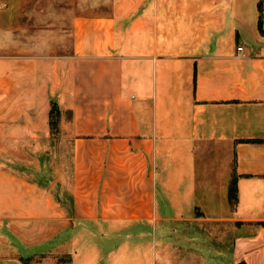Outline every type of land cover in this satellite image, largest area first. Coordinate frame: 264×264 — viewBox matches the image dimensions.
Segmentation results:
<instances>
[{"label": "crops", "instance_id": "0c3cea01", "mask_svg": "<svg viewBox=\"0 0 264 264\" xmlns=\"http://www.w3.org/2000/svg\"><path fill=\"white\" fill-rule=\"evenodd\" d=\"M10 11L0 0V236L42 222L69 264H175L161 230L199 214L233 229L231 264H264V0H96L63 51Z\"/></svg>", "mask_w": 264, "mask_h": 264}, {"label": "rangeland", "instance_id": "374dc122", "mask_svg": "<svg viewBox=\"0 0 264 264\" xmlns=\"http://www.w3.org/2000/svg\"><path fill=\"white\" fill-rule=\"evenodd\" d=\"M94 2L96 0H6L10 12H13V24L15 22L19 30L29 35H42L45 43L58 41L61 51L68 47L69 20L72 14L90 11ZM49 152L50 172L56 180L59 176L61 182L64 181L61 183L63 190L67 187L71 159L68 141L62 140L61 148L52 147ZM37 172V176H40L41 171ZM32 176L36 178V174ZM197 218L196 221H185L182 223L183 227L162 229V249L168 254L173 252L176 259L185 261H176L175 264H231L230 243L234 237L233 229L217 222L204 223L199 214ZM19 226L17 224V228L4 230L5 235L1 234L0 264H31L33 259L42 257L55 258V264H69L71 253L66 252L69 248L67 249L64 241L61 242V247L57 246L56 238L52 237L53 234L63 232V229H48L47 224L42 222L23 224L24 228ZM81 241L85 246L89 245V237H83ZM102 243L106 249L113 246L116 240H103ZM28 254H31L30 258H26ZM83 261L82 259L80 263Z\"/></svg>", "mask_w": 264, "mask_h": 264}, {"label": "trees", "instance_id": "16d2710c", "mask_svg": "<svg viewBox=\"0 0 264 264\" xmlns=\"http://www.w3.org/2000/svg\"><path fill=\"white\" fill-rule=\"evenodd\" d=\"M59 116V109L57 108L56 104L54 102H51V108H50V118H49V124L51 126V130H54L57 124ZM237 189H236V180L235 177L231 180V184L229 187V200L232 205H235L236 199H237Z\"/></svg>", "mask_w": 264, "mask_h": 264}, {"label": "built area", "instance_id": "2783aa9c", "mask_svg": "<svg viewBox=\"0 0 264 264\" xmlns=\"http://www.w3.org/2000/svg\"><path fill=\"white\" fill-rule=\"evenodd\" d=\"M236 50H237V56L238 57H244L245 56V53L243 52V48L241 46H238L236 48Z\"/></svg>", "mask_w": 264, "mask_h": 264}, {"label": "water", "instance_id": "95a60500", "mask_svg": "<svg viewBox=\"0 0 264 264\" xmlns=\"http://www.w3.org/2000/svg\"><path fill=\"white\" fill-rule=\"evenodd\" d=\"M11 264H18L17 262H13V263H11Z\"/></svg>", "mask_w": 264, "mask_h": 264}]
</instances>
